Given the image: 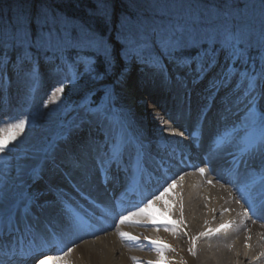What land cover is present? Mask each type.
<instances>
[{
    "label": "bare ground",
    "instance_id": "bare-ground-1",
    "mask_svg": "<svg viewBox=\"0 0 264 264\" xmlns=\"http://www.w3.org/2000/svg\"><path fill=\"white\" fill-rule=\"evenodd\" d=\"M10 65L11 63L5 64L0 68L4 75L0 79V109L3 107L1 118L12 116L10 120L0 122V130L7 129L11 123L16 122L18 116L11 114V110L18 104L20 98H35L39 92H48L51 87L61 82L60 77L51 70L49 74H43L32 67L25 69L17 66V69H13ZM195 77L196 80H193ZM127 78L118 84L119 92L123 96V100L119 103L123 110L118 116L123 119L126 129H128L130 118L136 125L137 132L151 138V143L146 146L150 150H159L157 154L151 151L156 155L155 158H159L161 152L165 155L169 149L176 147L172 140L177 134L171 127L178 126L179 122L173 121L171 116L178 113L177 103L180 97L183 96L184 103L194 109L190 112L191 116L195 112L196 115L199 112L204 116L207 111V116L211 115L217 105L232 97L230 94L223 98L224 90L205 84L206 76L198 77L197 72L189 76L193 81L191 88L185 82L186 79L182 84L175 83L169 74L163 71L151 73L141 81L127 80ZM234 94L237 95V92ZM246 100L245 97L238 102L235 113L226 114V118L238 116L236 122L239 125L247 111ZM51 101L53 107L47 108L45 123L53 128L58 100L52 99ZM108 125L109 118L100 116L94 123L79 128L80 136L74 132L75 143L68 138L65 139L64 146L36 156L34 153L38 150L36 138L38 132L34 130L36 125L30 124L26 127V132L21 133L16 141L9 144L6 153L0 155V162L3 163L0 166V192L7 193L6 201L19 197L22 186L31 179L40 184L47 183L59 187L61 185L56 184V179L59 177L69 189H71L69 184L72 180V185L79 188V193L74 191V199L86 203V206H75L72 199V201H65L58 205L47 202L43 206L36 199V202L31 204L30 211H26L23 207L24 210L20 212L17 206L12 213V220L17 221L21 229L17 233L24 231L27 235L31 233V236L43 237L44 234L50 233L53 237L60 236L56 243L58 248L36 256L38 258L33 262H28L27 257L23 264H38V261L44 258L55 261L58 255H63L60 250H66L68 247H71L73 251L64 255L59 264H149V262L156 264L161 260V252L157 251L158 245L151 243L153 240L161 242L159 247L165 244L170 246L163 250L166 264H264V255H261L264 253V223L251 218L250 204L239 191V189H248L255 178L245 175V172L236 174L238 181L234 178L227 180L216 177V169L209 168L204 160L202 163H195L189 172L174 177L180 182L178 187L182 197L181 202H176V209L163 205L160 199H155L159 196L157 194L153 198L155 199L153 215L157 217L155 224L147 216H134L121 224L118 219L120 216L136 212L151 198L142 197L141 194L128 187L116 189V193L112 194L115 189L110 192L111 189L99 184L97 172H94L98 170L95 162H92L90 166L89 170L94 174L89 180V171H86L85 166L83 164L75 166L72 161L75 158L74 146L77 142L86 141V145H89L94 140V144L101 142L102 147L110 149V143L114 141V137L116 139L117 131L108 135ZM107 135L110 138L103 140L108 137ZM134 135V132L130 134L125 145L124 150H128L126 159L130 157L129 151L141 154L142 148L133 137ZM71 140L72 142H66ZM65 144H69V151L66 150ZM94 150L95 147L92 151ZM136 161L139 164L142 158L138 157ZM258 165L255 163L252 167ZM200 167L206 169L205 174H200L198 171ZM258 175L260 178L255 180L257 182L255 187L259 186L261 178L264 177V169H259ZM181 176L183 179H180ZM44 178H47V181ZM195 186H200L201 193L205 197L203 200L197 199L194 193ZM253 189L254 187H251L250 190ZM42 195L45 200L55 199L49 191L44 190L38 191L35 197ZM170 197L171 201L174 200L175 193L172 192ZM255 198L258 196L252 198L253 202ZM6 201L4 203L10 208L11 206L7 205ZM22 202L19 201V203ZM186 204L188 208L185 209ZM195 205L199 207L196 208ZM263 206L261 202L258 209L260 210ZM225 213L228 216L226 225L232 230L230 238L235 243L233 249L228 246V241L225 239L226 234H224L225 237L222 235L223 230L217 232L218 228L214 225L221 221ZM75 216L89 220L93 227L87 230L69 231L67 221ZM5 219L7 223V213L3 220ZM166 219L180 223L174 226L165 223ZM4 222L0 223L2 234ZM121 232L138 237V239L122 238ZM204 233L207 235H202ZM45 240L44 235L43 239L35 244L43 243ZM193 252L195 255L192 254ZM5 264H14V261L7 260Z\"/></svg>",
    "mask_w": 264,
    "mask_h": 264
},
{
    "label": "rangeland",
    "instance_id": "rangeland-1",
    "mask_svg": "<svg viewBox=\"0 0 264 264\" xmlns=\"http://www.w3.org/2000/svg\"><path fill=\"white\" fill-rule=\"evenodd\" d=\"M59 1L63 0H0V43H4V48L10 52V56L0 60V68L11 63L10 66L13 69H17L19 66L25 69L32 67L43 74H49L51 70L61 80L48 92H39L35 98H20L18 104L11 110V114L18 116L16 122L27 116L30 121L29 125H36L34 130L38 132V136H36L37 151L43 152L47 146L50 145V148L55 146V143L58 142V139L56 140L58 135L68 134L79 127L87 126L90 122H95L100 116L109 117L110 120L122 124L123 119L118 114L123 110L119 105L123 96L119 92L118 84L122 80H126V77L141 81L151 73L163 71L167 72L175 83L180 82L182 84L186 79L185 82L191 88L193 81L189 76L198 72L200 61L205 56L206 51L211 55L212 48L217 45L220 46L219 43L214 44L208 38L209 36L222 32L225 28H231L233 24L249 25L258 31L261 20L264 19V8L261 6V0H87L93 4L92 12L101 16L111 27L109 35L102 37L76 18H71L59 11L56 7V3ZM119 9L124 11L120 12ZM22 23H26L29 43L23 47L19 45L13 47L12 36L22 26ZM129 27H133V30L138 31L143 40L147 41L145 48L132 49L126 45L125 36L128 34ZM161 31H176L178 35L182 34L186 40H195L196 43L191 45H196L200 50L197 60L186 63H170L171 58L166 52H162L158 42H154V33ZM49 32L56 38L51 42L47 39ZM93 36L97 39L103 38L104 44L107 46V53L97 51L94 47L89 46L88 40ZM204 45L206 46L203 47ZM74 48L78 50V54L92 51L98 54L102 53L112 62V80L105 87L107 100L98 107H90V99H81L69 109L63 94L55 91L57 87L63 86L65 82L73 79V75L69 71L70 66H67L65 56L61 54L60 50ZM257 52L260 59V52L258 50ZM46 53L50 55H46ZM145 53L151 55L154 60L139 61L138 55ZM237 57L242 59L241 67H244L246 53L243 56L234 55L231 52L222 51L220 46L214 56L215 66L210 71L206 70L199 73L198 77L206 76L205 84L223 89V98L228 97L229 93L245 94L247 87L245 73H242V68L236 71L231 70L232 63ZM75 63V75L80 76L90 64V60L77 58ZM260 65L261 60L259 68ZM226 73L228 78L223 80L222 77ZM0 76L3 77L4 75L0 74ZM193 80H196V77ZM46 94L47 96L44 98ZM183 98V96L180 97L177 103L179 113L172 115L171 118L173 120L178 118L181 122H185V126L188 123L197 124L196 118L193 121L196 112L191 116L192 118L189 117V113L193 112L194 109L184 103ZM52 99L58 100V107H56L54 127L50 128L46 125L45 120L47 108L53 107V103H50ZM258 107L264 108V100L259 101ZM67 111L70 114L65 117ZM11 116H5V121ZM237 117H233L231 120H237ZM128 122L136 129V125L130 118ZM171 128L177 134L172 140L174 145L194 151L188 134L182 126ZM206 132L207 138L210 134L208 129ZM202 156L204 157V155ZM44 179L47 181V178ZM46 184H40L31 179L22 186L19 197L6 201L7 205L15 204L18 206V201L24 199L23 196L28 187H31V194L35 193V196L38 195V191H49L50 195L55 198L51 200L54 205L72 201L74 196L72 188L69 189L64 185L59 177L56 179V184L61 186ZM194 193L198 200L205 198L201 193L200 186H195ZM42 196H37L40 203L45 201L44 196L43 198ZM195 207L198 208L199 206L195 205ZM192 208L194 207L192 206ZM200 210L202 211V209Z\"/></svg>",
    "mask_w": 264,
    "mask_h": 264
},
{
    "label": "snow or ice",
    "instance_id": "snow-or-ice-1",
    "mask_svg": "<svg viewBox=\"0 0 264 264\" xmlns=\"http://www.w3.org/2000/svg\"><path fill=\"white\" fill-rule=\"evenodd\" d=\"M261 6L264 8V0H261ZM208 38L211 39L214 44L219 43L222 51L231 52L234 55L239 54L240 56H243L245 52L251 49H257L260 52V68L258 70L253 68L251 71H246L244 74L247 85L246 98L248 107L243 121L239 125L233 124L231 128L224 129L223 133L217 132L213 137V143L218 150H221L223 146L235 145L242 153V158L239 161L240 165L250 167L251 162L259 158L260 164L253 167V170L264 169V108L258 107L259 101L264 100V19L261 20L258 31L249 25L233 24L231 28H225L222 32H218ZM47 39L51 42L56 38L51 32H49ZM12 41L13 47L17 45L23 47V45L29 43V33L27 31L26 23H22V26L16 30L12 36ZM125 41L126 45L132 49H143L147 44V41H144L142 35L139 34L138 31H134L133 27H129L128 34L125 36ZM154 42H158L162 52H166L168 56L173 57V59H176L177 61L178 58L175 56L176 52L184 47H187L189 44L196 43L193 39L186 40L182 34L178 35L176 31H161L159 33H154ZM88 44L89 46L94 47L97 51L107 53V46L104 44L102 37L97 39L93 36L88 40ZM214 56L215 48H213L211 55H209L206 51L205 56L200 61L197 75L205 72L206 70L210 71L215 66ZM109 63H111V61H109ZM227 78L228 74L226 73L222 79L227 80ZM55 91L63 93L64 88L63 86H60L57 87ZM29 122V118L25 116L20 118L18 122L11 123L7 129L0 130V133H3L0 135V155L6 153L9 148V144L17 140L18 136L25 131ZM180 135H183V133H180ZM110 159L114 163L119 162V150L118 146L115 144L113 146ZM198 171L201 175H203L205 174L206 169L204 167H200L198 168ZM180 179H183V177L181 176ZM208 183H212V181H208ZM256 183L257 182L255 180H252L249 189H251V187H255ZM175 184L176 180L174 179L172 183L169 184V186L165 188L164 191L155 199H164L165 195L171 191ZM239 191L241 192V195L245 197L246 202L252 205L253 200L249 193L245 192L244 189H239ZM256 195H258L261 200H264V177L261 178L259 186L256 187ZM36 199L37 197H34L31 193H29L26 200L22 202L26 211H30L31 204L35 203ZM155 199L148 200V202L143 207L138 208L136 212L120 216L118 218L119 222L123 224L125 221L130 220L134 216H147L151 222L155 224L157 222V217L153 215L155 209ZM6 200L7 193L0 192V223H3L5 213H7V220L10 223L12 220V213L17 208V205L15 204H13L10 208L7 207L4 203ZM165 202L168 203L167 201ZM169 207L171 208L172 205L170 204ZM164 222L174 226L180 223L179 221L168 219ZM67 227L69 231H80L90 229L93 225L89 222V220H86L81 216H75L73 219L67 221ZM225 227H227V225L222 224L219 229H216V231L219 232ZM15 231H19V229H16ZM5 235L7 240L5 241L0 239V250H5L4 255L10 260H13L14 264L16 258L20 261H24L27 257L41 251L43 246L41 245L38 247L35 244V238L25 243L26 238L22 235L17 236L14 235L13 232H6ZM29 235H31V233H29ZM202 235H207V233ZM120 236L130 240L138 239V237L131 236L130 234L124 232H121ZM44 243H50V241H44ZM151 243L158 245L157 251L161 252V260L156 262V264H166V260L163 257V250L165 248H170V246L165 244L163 247H159L161 242L156 240L151 241ZM60 251L63 252V255H58L55 261L44 258L40 259L38 264H59V262L63 260V256L70 254L73 249L68 247L66 250L61 249ZM192 254L195 255L194 252ZM261 255H264V253H261ZM0 264H5V261L0 260ZM149 264H152V262H149Z\"/></svg>",
    "mask_w": 264,
    "mask_h": 264
},
{
    "label": "trees",
    "instance_id": "trees-1",
    "mask_svg": "<svg viewBox=\"0 0 264 264\" xmlns=\"http://www.w3.org/2000/svg\"><path fill=\"white\" fill-rule=\"evenodd\" d=\"M91 1L87 0H63L56 3V7L62 13H65L71 18H76L86 27H90L92 31L96 32L102 37H106L111 32L110 25L98 15H95L92 11ZM120 12L124 10L119 9ZM123 33V32H122ZM4 43H0V58L3 55H10L4 48ZM201 46V45H200ZM204 45L203 47H205ZM219 45L215 48V53L219 49ZM212 48V50H213ZM211 50V52H212ZM61 54L65 56L68 66H70L71 74L73 79L65 82L63 85L64 91L63 96L67 101V107H70L76 104L79 100L90 99V107H97L100 104H104L107 100V91L105 89L109 81L112 80L113 71H112V62L109 63V58L104 54L87 52L85 54H78L77 49H63L60 50ZM246 53V60L244 61V67H241L242 59L237 57L233 62V69L238 70L242 68V73L246 71H251L253 68L259 69V53L256 49H251ZM200 50L196 45L189 44L187 47L182 48L175 53V56L178 58H171L170 63H179V62H191L196 61ZM46 55H50L47 54ZM77 58H87L90 60V64L83 70L82 74L75 75L76 73V60ZM139 61L154 60L151 55L145 53L144 55H138Z\"/></svg>",
    "mask_w": 264,
    "mask_h": 264
}]
</instances>
